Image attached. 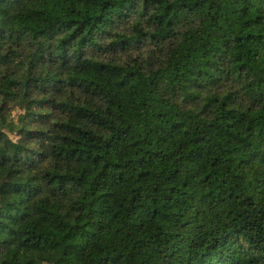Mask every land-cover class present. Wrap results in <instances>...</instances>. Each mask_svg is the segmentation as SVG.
<instances>
[{"label":"trees","instance_id":"obj_1","mask_svg":"<svg viewBox=\"0 0 264 264\" xmlns=\"http://www.w3.org/2000/svg\"><path fill=\"white\" fill-rule=\"evenodd\" d=\"M0 264H264V0H0Z\"/></svg>","mask_w":264,"mask_h":264},{"label":"rangeland","instance_id":"obj_2","mask_svg":"<svg viewBox=\"0 0 264 264\" xmlns=\"http://www.w3.org/2000/svg\"><path fill=\"white\" fill-rule=\"evenodd\" d=\"M16 114H17V111H13V112L11 113V116H12L13 118H15ZM56 255H57V254H56Z\"/></svg>","mask_w":264,"mask_h":264}]
</instances>
